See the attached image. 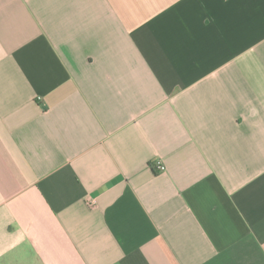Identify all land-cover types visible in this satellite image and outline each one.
I'll use <instances>...</instances> for the list:
<instances>
[{"label": "crops", "instance_id": "1", "mask_svg": "<svg viewBox=\"0 0 264 264\" xmlns=\"http://www.w3.org/2000/svg\"><path fill=\"white\" fill-rule=\"evenodd\" d=\"M0 264H264V0H0Z\"/></svg>", "mask_w": 264, "mask_h": 264}, {"label": "built area", "instance_id": "2", "mask_svg": "<svg viewBox=\"0 0 264 264\" xmlns=\"http://www.w3.org/2000/svg\"><path fill=\"white\" fill-rule=\"evenodd\" d=\"M157 167H158L160 170H164V167H163V165H162V164H160V163H158V164H157Z\"/></svg>", "mask_w": 264, "mask_h": 264}]
</instances>
